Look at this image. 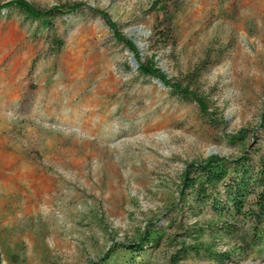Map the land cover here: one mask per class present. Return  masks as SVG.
<instances>
[{
    "label": "rangeland",
    "instance_id": "374dc122",
    "mask_svg": "<svg viewBox=\"0 0 264 264\" xmlns=\"http://www.w3.org/2000/svg\"><path fill=\"white\" fill-rule=\"evenodd\" d=\"M25 1L82 8L57 19L59 54L35 23L2 10L0 264H101L115 251L108 264H132L122 246L153 225L165 238L136 256L141 264H264L254 239L213 238L209 215L173 207L188 163L264 152V0ZM165 19L174 42L158 45L155 26ZM138 58L183 84L202 68L197 91L209 114L141 76ZM199 227L207 233L197 240ZM199 241L246 253L175 262L183 244Z\"/></svg>",
    "mask_w": 264,
    "mask_h": 264
},
{
    "label": "trees",
    "instance_id": "16d2710c",
    "mask_svg": "<svg viewBox=\"0 0 264 264\" xmlns=\"http://www.w3.org/2000/svg\"><path fill=\"white\" fill-rule=\"evenodd\" d=\"M153 6L154 9H158L159 14L167 13L165 4L157 1ZM81 8V4L77 3L40 9L25 0H12L0 6V17L5 15L2 10L8 9L6 16H10L11 11H15L23 16L24 21L35 23L44 33V40L50 51L59 54L65 46V41L57 33L55 23L63 15L74 13ZM105 16L108 19V16ZM165 20L163 24L155 26L153 41L158 45H169L174 42L171 24L167 19ZM108 23L116 39L124 42L127 48L138 57L133 43L119 33L110 19ZM136 69L141 76L156 78L179 98L195 102L202 114H209L206 98L197 91L202 68L189 73L186 84L169 79L152 60L142 62L138 58ZM261 119L264 126V112ZM245 138V133L242 131L230 140L236 143ZM173 207L177 212H187L195 217L202 214L209 215L210 220L207 221L205 228L213 238L221 239L239 235L244 238L250 237L254 239L253 247H261L260 251L264 252V152L252 155L243 150V153L236 157L212 155L201 161L188 163L181 175L178 201L173 204ZM192 232L197 234L195 239L198 240L206 235L207 230L199 227ZM165 234V230L159 229L156 225L150 226L147 231L140 233L137 243L123 245L122 250L129 255H135L132 264H141L136 262V256L143 254L146 248L160 245ZM116 253V251L112 252L107 261L101 264H108L110 258ZM245 253L244 248L217 251L212 244H203L199 241L190 245L183 244L178 250L175 262L196 255L224 263L227 259L242 256ZM129 262L130 259H125V264H130Z\"/></svg>",
    "mask_w": 264,
    "mask_h": 264
}]
</instances>
